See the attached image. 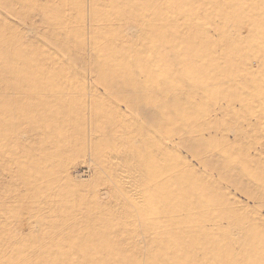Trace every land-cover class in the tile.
<instances>
[{
  "label": "rangeland",
  "instance_id": "rangeland-1",
  "mask_svg": "<svg viewBox=\"0 0 264 264\" xmlns=\"http://www.w3.org/2000/svg\"><path fill=\"white\" fill-rule=\"evenodd\" d=\"M0 264H264V0H0Z\"/></svg>",
  "mask_w": 264,
  "mask_h": 264
},
{
  "label": "bare ground",
  "instance_id": "bare-ground-1",
  "mask_svg": "<svg viewBox=\"0 0 264 264\" xmlns=\"http://www.w3.org/2000/svg\"><path fill=\"white\" fill-rule=\"evenodd\" d=\"M113 85V84H112ZM110 85L111 88H113L114 86ZM124 89H127V88H124ZM128 103L129 104H132V105H135L137 103H140L141 104V107L142 109L144 110H147V112H151L155 109H160V108H163L165 110V112L168 114V112H174L177 107H180L182 105V100H181V97L177 98V95H170V96H167L164 98V96H160L158 98V101L155 102V98L154 97H150L148 98L147 96L145 95H142V94H138V93H135L134 95L132 96H129L128 98ZM118 114V112H117ZM117 114H114L112 115L113 118H114V121L112 122V127H111V132H112V138L114 139V145L116 147H121L125 150L124 153H126L127 155V159L129 160H132V159H135V158H141V157H144V158H152L153 155L152 153L145 147V142L148 141L147 139H144L146 140L144 142V140L140 137L138 140L140 141V143L138 145H133V141H132V137L130 135V133H128V129L129 128V120L127 122V120H122L120 119V117L116 116ZM120 114V113H119ZM165 116H167L165 114ZM124 117V115H123ZM163 124H165L166 122H161ZM132 124V123H131ZM134 127V126H133ZM117 130H121L122 131V135L120 138H125L126 140L121 142L120 140L116 141L115 138L116 136L114 137V133H116ZM118 136V135H117ZM141 136V135H140ZM143 136V135H142ZM149 139V138H148ZM151 141V140H150ZM149 142V141H148ZM150 146V145H149ZM153 147V146H152ZM155 147V145H154ZM154 149V148H152ZM156 151V150H155ZM157 153V151H156ZM158 154V153H157ZM125 156V155H124ZM157 156V155H156ZM160 157V156H159ZM158 157V158H159ZM141 160V159H140ZM161 160V159H160ZM113 161V160H112ZM118 167V165H117ZM118 169V168H117ZM122 171V170H121ZM127 173V172H126ZM137 173V172H136ZM129 174V173H128ZM123 176V175H122ZM127 176V175H126ZM143 176H141V174L137 177V184L141 186V183L140 182H144L143 179H142ZM130 179V178H129ZM132 179V178H131ZM134 179V178H133ZM122 181V180H121ZM128 181V180H127ZM133 181V180H131ZM130 181V182H131ZM123 182V181H122ZM121 183V182H120ZM124 183V182H123ZM129 184V182H127ZM126 183V184H127ZM133 183V182H132ZM130 183V184H132ZM133 185V184H132ZM128 188L127 185H125V188ZM130 187V186H129ZM133 188V186H131ZM135 187V186H134ZM107 191V190H106ZM124 191V190H123ZM134 191V190H133ZM137 191V190H136ZM128 192V191H127ZM136 194V193H135ZM113 196V195H112ZM112 198V197H111ZM118 198V197H117ZM114 199V198H113ZM100 200V199H99ZM115 201H118L115 200ZM120 201V200H119ZM109 202V201H108ZM111 203V202H110ZM118 202L115 203V206ZM105 204V203H104ZM40 205V204H39ZM109 205V204H108ZM106 205V206H108ZM113 205V204H112ZM111 205V206H112ZM118 205V204H117ZM114 206V205H113ZM110 207V206H109ZM120 207V206H119ZM111 209V208H110ZM118 209V208H117ZM120 210V209H118ZM80 227V226H79Z\"/></svg>",
  "mask_w": 264,
  "mask_h": 264
}]
</instances>
